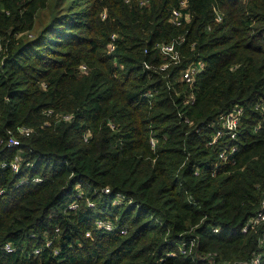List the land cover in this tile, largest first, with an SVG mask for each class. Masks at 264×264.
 I'll return each instance as SVG.
<instances>
[{"label":"trees","instance_id":"trees-1","mask_svg":"<svg viewBox=\"0 0 264 264\" xmlns=\"http://www.w3.org/2000/svg\"><path fill=\"white\" fill-rule=\"evenodd\" d=\"M257 103L264 0H0V264H202L192 239L206 264H264V222L243 232L264 201ZM235 106L237 139L213 142Z\"/></svg>","mask_w":264,"mask_h":264},{"label":"built area","instance_id":"built-area-1","mask_svg":"<svg viewBox=\"0 0 264 264\" xmlns=\"http://www.w3.org/2000/svg\"><path fill=\"white\" fill-rule=\"evenodd\" d=\"M141 5H146L148 0H139ZM185 2L182 3V7L185 6ZM184 9V8H182ZM187 17V16H186ZM189 17L187 18H183V14H182V10L181 9H174L172 12V22L178 26L181 27L184 24V19L187 20ZM222 20L221 15H219V21ZM116 35L112 36V40L115 41L116 40ZM158 47L163 51V53L165 54L166 57H168V55L173 56L175 53V49L173 45L170 44H161L158 45ZM115 46L112 44L110 47V50H114ZM204 65L203 63H200L199 65H193L191 67H189L186 71H184L181 75V79L182 81H185L187 83H193L195 81V76L196 74H198L202 69H203ZM86 69L85 66H81V70L84 71ZM255 110L257 111H261L262 113H264V103H257L255 106ZM244 114V108L241 106H235L234 108H232L231 111H229L228 113L221 115V117L219 118V125L221 127V130L216 134V136L214 137V141L216 142L219 138H222L224 135L229 136L232 140H236L238 135H239V127H240V122H241V118ZM71 118V116H64L65 120H69ZM188 122V121H186ZM32 130L22 127L19 129V133L22 135H28ZM10 133V137H9V141H8V147H17L20 145V139L18 138V136H16L15 134H13L12 132ZM88 137L85 138V140H87ZM5 142L2 140L0 142V144H4ZM152 145L155 146V141L152 140ZM237 151V145L232 146L231 150H223L220 153V158L224 159V160H228L230 155L235 153ZM10 166L12 167V169L15 172H19V159L18 157H16L15 161H13ZM195 175H199V172L196 171ZM213 175H215V172H213ZM37 181H41V179H36ZM109 189H105L106 193H109ZM2 194V191H0V195ZM82 193H78V197H81ZM121 198L118 199V201ZM118 201L116 203H118ZM89 207L93 208L94 207V203L89 201L88 202ZM77 207V204H73L70 206V209H75ZM264 222V201L261 205L260 210L258 211L257 215L251 219L248 224L244 227L243 232H248L250 227H254L259 223ZM116 228L115 224L111 221H106V220H97L96 222V229L100 230L102 232H111L114 231V229ZM218 229H215V232H218ZM122 234L126 233V230L123 229L121 230ZM88 237L92 235L91 231H88L86 234ZM262 244L264 245V235L262 237ZM199 248V244H198V240L197 239H192L191 241H189L188 243H185L181 248V252L189 257H191L194 260H202L203 263L202 264H206V261H212L213 259V255L211 254H201L198 251ZM4 249L7 252H12L14 251V247L11 243H7L4 246ZM37 252V251H36ZM173 255V254H172ZM241 264H261V258L259 256H256L253 258V260L251 262H246V263H241Z\"/></svg>","mask_w":264,"mask_h":264},{"label":"rangeland","instance_id":"rangeland-1","mask_svg":"<svg viewBox=\"0 0 264 264\" xmlns=\"http://www.w3.org/2000/svg\"><path fill=\"white\" fill-rule=\"evenodd\" d=\"M49 19V11H45L43 14H42V23H46ZM41 26L40 23L38 24V27Z\"/></svg>","mask_w":264,"mask_h":264}]
</instances>
